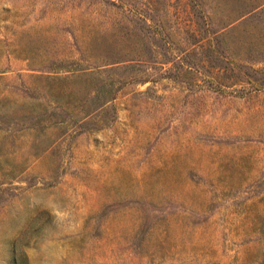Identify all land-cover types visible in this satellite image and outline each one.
I'll return each mask as SVG.
<instances>
[{"label":"rangeland","instance_id":"1","mask_svg":"<svg viewBox=\"0 0 264 264\" xmlns=\"http://www.w3.org/2000/svg\"><path fill=\"white\" fill-rule=\"evenodd\" d=\"M0 264H264V0H0Z\"/></svg>","mask_w":264,"mask_h":264},{"label":"clouds","instance_id":"2","mask_svg":"<svg viewBox=\"0 0 264 264\" xmlns=\"http://www.w3.org/2000/svg\"><path fill=\"white\" fill-rule=\"evenodd\" d=\"M47 210L55 217V222H63L69 217V212L63 210L58 202L50 198Z\"/></svg>","mask_w":264,"mask_h":264}]
</instances>
